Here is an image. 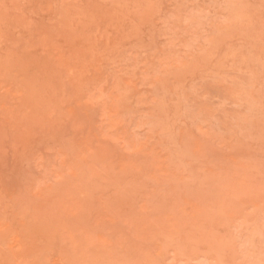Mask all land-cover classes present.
Wrapping results in <instances>:
<instances>
[{
    "label": "rangeland",
    "instance_id": "rangeland-1",
    "mask_svg": "<svg viewBox=\"0 0 264 264\" xmlns=\"http://www.w3.org/2000/svg\"><path fill=\"white\" fill-rule=\"evenodd\" d=\"M0 264H264V0H0Z\"/></svg>",
    "mask_w": 264,
    "mask_h": 264
}]
</instances>
